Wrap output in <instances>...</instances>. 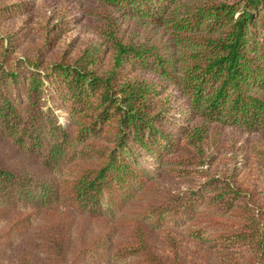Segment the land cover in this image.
Segmentation results:
<instances>
[{
    "label": "trees",
    "instance_id": "16d2710c",
    "mask_svg": "<svg viewBox=\"0 0 264 264\" xmlns=\"http://www.w3.org/2000/svg\"><path fill=\"white\" fill-rule=\"evenodd\" d=\"M98 1L77 45L65 11L0 0V246L30 231L15 264H205L210 240L217 264H264V172L212 166L217 127L264 132V0Z\"/></svg>",
    "mask_w": 264,
    "mask_h": 264
},
{
    "label": "rangeland",
    "instance_id": "374dc122",
    "mask_svg": "<svg viewBox=\"0 0 264 264\" xmlns=\"http://www.w3.org/2000/svg\"><path fill=\"white\" fill-rule=\"evenodd\" d=\"M34 10L29 14L34 20L45 15H57L60 10L65 11L68 18H71L72 24L71 30L64 36L66 40L76 39L77 45L81 43L93 40L95 37L91 33V27L95 24L96 17L93 15L95 11L101 9L103 6L98 0H34ZM118 17V22L122 26V29L127 34L133 35L137 39H144L148 42H157L159 45L164 41L165 34L162 31L156 30V28L139 23L136 17L125 16L121 13L115 14ZM16 23L14 20H8L6 26L10 30H15ZM24 44L33 42L34 38L30 35H23ZM22 37V38H23ZM217 143L220 146L218 155L213 163V169L217 171L231 170L233 167V160H229L232 153L236 154L238 162H235L237 166V173L239 177H246L249 179L250 184L260 187L261 178L264 172V168H259L262 165L259 160L264 159V132H246L243 129L227 126L217 127ZM259 164L258 166L253 162ZM256 160V161H255ZM231 162V164H229ZM227 174V173H226ZM164 185L171 187L172 189L180 190L188 185L183 181L170 180L165 182ZM189 221H185L181 224L180 230L187 227ZM30 231H27L25 235L13 240L11 245L0 246V264H15V256H18V248L23 244V241L28 237ZM210 241V240H209ZM206 241L197 244L200 250L206 252L202 254L205 256V264H217V257L219 251L216 247H213L211 242ZM199 264H201L199 262Z\"/></svg>",
    "mask_w": 264,
    "mask_h": 264
}]
</instances>
